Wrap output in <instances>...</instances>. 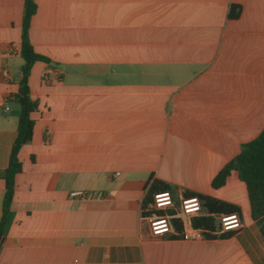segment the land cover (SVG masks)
I'll list each match as a JSON object with an SVG mask.
<instances>
[{"label": "crops", "instance_id": "crops-1", "mask_svg": "<svg viewBox=\"0 0 264 264\" xmlns=\"http://www.w3.org/2000/svg\"><path fill=\"white\" fill-rule=\"evenodd\" d=\"M23 1L0 0V215ZM35 2L28 38L49 61L29 73L38 106L0 264H264L245 184L211 186L264 127V0ZM151 175L237 203L239 229L205 238L189 222L201 209L181 202L185 237H161L163 226L150 235L140 212ZM228 219L223 229L236 226Z\"/></svg>", "mask_w": 264, "mask_h": 264}, {"label": "trees", "instance_id": "trees-1", "mask_svg": "<svg viewBox=\"0 0 264 264\" xmlns=\"http://www.w3.org/2000/svg\"><path fill=\"white\" fill-rule=\"evenodd\" d=\"M36 8L35 0L23 1L19 49L23 64L17 82L18 90L13 96V100L19 105L20 112L17 120V134L11 145L7 167L2 172L5 192L0 215V239L7 233L14 219V212L11 208L14 177L22 169L19 151L25 143L31 140L34 125V118L31 113L37 110L38 106L37 99L30 96L28 83L30 69L37 60L49 61L48 57L33 49L28 38L30 18ZM239 13V5H230L229 17H236ZM232 176L245 184L251 217L264 238V127L253 139L240 144V150L235 157L225 163L214 175L211 186L218 189L231 180ZM161 193L169 195L172 205L165 208L156 206V196ZM188 198H195L202 211L189 218L190 227L198 229L201 236L205 238H227L239 229V226L223 229L220 219L222 216L234 215L241 225L242 211L237 203L188 188L179 189L176 184L153 175L148 178L141 199V227H144L150 235H157L158 233L153 229L149 218L165 216L167 229L158 235L171 239L184 238V224L181 218L177 216L176 209L180 206L181 200Z\"/></svg>", "mask_w": 264, "mask_h": 264}, {"label": "built area", "instance_id": "built-area-1", "mask_svg": "<svg viewBox=\"0 0 264 264\" xmlns=\"http://www.w3.org/2000/svg\"><path fill=\"white\" fill-rule=\"evenodd\" d=\"M3 73L5 75H7V71H5V70L3 71ZM72 194H81V192H73ZM159 199H164V201L162 202L163 204L159 201ZM181 202H183L182 208L185 211H187L188 213H195L200 209L199 204L195 198L183 199V200H181ZM186 202H188V204H185ZM170 205H172V203H171L169 195L167 193H161V194L156 196V206L157 207L161 208V206L167 207ZM179 207H181V203H180ZM230 216H234V215H230ZM228 218H229V216H222L220 219L222 221H225V222H226V220H228V222H229ZM234 218H235L236 223H237L236 226H238L239 222L237 221L235 216H234ZM149 220L151 221L153 229L156 226H157L156 228L163 226L164 228L162 229V231L167 229V219L165 216L150 217Z\"/></svg>", "mask_w": 264, "mask_h": 264}, {"label": "rangeland", "instance_id": "rangeland-1", "mask_svg": "<svg viewBox=\"0 0 264 264\" xmlns=\"http://www.w3.org/2000/svg\"><path fill=\"white\" fill-rule=\"evenodd\" d=\"M159 201L162 203L164 201V199H159ZM163 204V203H162ZM228 222V220H226V223ZM162 228V227H159Z\"/></svg>", "mask_w": 264, "mask_h": 264}, {"label": "water", "instance_id": "water-1", "mask_svg": "<svg viewBox=\"0 0 264 264\" xmlns=\"http://www.w3.org/2000/svg\"><path fill=\"white\" fill-rule=\"evenodd\" d=\"M235 162H237V160H235ZM2 240H3V237H1V239H0V245H1Z\"/></svg>", "mask_w": 264, "mask_h": 264}]
</instances>
